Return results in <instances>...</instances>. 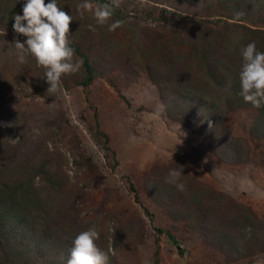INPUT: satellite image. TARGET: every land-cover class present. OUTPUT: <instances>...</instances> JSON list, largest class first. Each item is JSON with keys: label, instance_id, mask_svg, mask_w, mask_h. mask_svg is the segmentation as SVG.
<instances>
[{"label": "rangeland", "instance_id": "374dc122", "mask_svg": "<svg viewBox=\"0 0 264 264\" xmlns=\"http://www.w3.org/2000/svg\"><path fill=\"white\" fill-rule=\"evenodd\" d=\"M57 2L73 18V62L83 66L62 76L54 97L34 57L17 61L13 44L26 37L12 24L25 0H0L1 170L41 166L35 180L42 212L34 217L25 210L16 244L25 248L8 259L0 252V264H67L74 237L93 226L110 264H264L259 240L239 242L238 254L224 242L245 209L258 219L255 232L264 240V128L255 123V107L231 105L222 79L238 71L237 60L233 69L230 61L240 35L234 25L264 30V9L237 22L215 0H122L108 24H123L109 31L77 8L84 0ZM207 26L223 28L230 39L216 55L222 80L202 90L217 101L221 119L205 124L203 110L188 117L174 91L182 85L162 83L160 92L149 77L168 55L195 62L191 46L210 40L197 32ZM171 28L179 32L173 36ZM181 168L183 191L168 182L169 171Z\"/></svg>", "mask_w": 264, "mask_h": 264}, {"label": "trees", "instance_id": "16d2710c", "mask_svg": "<svg viewBox=\"0 0 264 264\" xmlns=\"http://www.w3.org/2000/svg\"><path fill=\"white\" fill-rule=\"evenodd\" d=\"M89 1L94 2L95 0ZM97 1L99 4L108 3L106 0ZM215 4H218L216 6H219L220 10L224 11V13L231 12L230 18L237 20V22H241L242 15L252 12V10L259 11L264 9V0H215ZM260 15L261 13L259 11V16ZM263 16L264 14H262L261 19L264 21ZM257 23H261L259 22V17ZM234 26L235 28L239 29L240 35L234 40L236 44L235 47H232L234 54L230 61L231 69H233L232 66H234V59L237 60L238 71L227 80L226 78H222L225 83L227 82V84L224 82L223 84L227 85L229 90L231 88L229 93L230 96L227 98V100H230L231 105L233 103L235 106H253L251 103H246L240 95L239 71L242 64L240 48L242 45H246L249 42L255 41L257 49L264 52V38L261 35L264 34V30L261 29V26ZM205 28H207V30H205ZM209 28L210 27L207 26L203 28L201 27L199 30H197V32L201 33L199 36L200 40H203L204 37H210V40L208 38L206 43L193 44V46H191L190 55L197 59L195 62H189V64H186L185 61L187 59H185V61H181V59L176 58L173 54L168 55L166 57V63L164 65L159 64V66L154 70L152 76L149 77L151 81L159 88L162 83L165 84L168 82L182 85L180 88L174 89V91L181 95L182 99L180 102L184 104L183 107H188V109H186L189 113L188 117H193L197 111L203 110L201 117L205 124H208L212 121L216 122L217 120L221 119V115L216 113L217 101L202 90L204 88H210L209 84L215 83L217 79L222 80V71L225 68L220 65L221 62H219L216 55L220 51V48H225L230 39V37L227 38L228 31L224 32L223 28L217 27L216 30L213 29L215 30L214 32H210ZM202 29L205 31V33L200 31ZM170 30L173 36L179 32V29L177 28H171ZM211 35H213L212 38ZM212 46L214 48H212ZM235 52H237L236 55ZM83 59L86 65V58L84 56ZM181 65L184 66L182 69L176 72L177 69L181 67ZM194 65L196 67V72L191 71ZM193 73L196 75L193 76ZM224 73L228 75L227 70H225ZM165 75L167 76L162 79V77ZM215 85L216 84H213V86ZM199 89H201V91ZM159 90L162 92L161 88ZM221 100L222 99H220L219 102H221ZM231 105H228V107H231ZM256 109L258 110V114L255 118V123L259 127L264 128V107ZM96 133L98 135L100 134L97 129ZM2 157L3 153H0V160ZM5 165L6 164L0 162V171H3L1 168H3ZM31 169L32 170L25 168L24 170L22 166L19 171H16V173L10 174L9 172L3 171L0 174V241L3 242L1 243L2 245H6L7 247V250L5 251L0 248V252L6 259L11 257L14 251L25 248L24 245H22V248H20L21 246L18 247L16 245L22 243L20 231L22 227L27 224V215L24 213L25 210L33 211L34 217L41 213L42 217V212L38 207L39 201L36 199L39 186L36 184L35 180V178L38 177L35 175V173H38V170H41V166H36ZM191 196L192 200H194L195 195L192 194ZM211 224L213 225V223ZM232 225L236 229L235 232L227 234V239L225 240L222 238V240L224 239L225 245L231 248V251L234 254H238V250L241 249V244L239 242L242 244H249L252 241L255 242L259 240V243L264 245V240H261L258 237V234L255 232L259 228V221L255 216H250L246 209L245 211L241 210V212L238 213ZM219 234L222 236L225 235L223 232ZM34 250L36 251V249ZM18 253L20 255L21 250H19ZM8 264H10V262Z\"/></svg>", "mask_w": 264, "mask_h": 264}, {"label": "clouds", "instance_id": "9594fccd", "mask_svg": "<svg viewBox=\"0 0 264 264\" xmlns=\"http://www.w3.org/2000/svg\"><path fill=\"white\" fill-rule=\"evenodd\" d=\"M121 3L122 0H111V4L94 6L89 0H84L77 8L92 12L98 25H108L109 31H115L123 22L108 24V21ZM72 20V16L58 6L57 0H49L47 3L45 0H25L22 15L14 16V32L26 37L24 42L16 40L13 44L17 61L25 64L27 56L34 57L36 64L45 70L43 78L48 84L46 91L50 96L55 97L61 90L62 76L75 74L83 66L82 60L73 62L75 53L69 40ZM89 28L95 31L92 25ZM0 35L4 36L5 32ZM240 55V95L253 107H264V52L259 51L255 41H252L240 48ZM181 175L182 168L171 169L168 182L183 191L184 184L178 183ZM99 238L100 233L94 226L79 232L72 240L67 264H110L109 252L102 250L96 243Z\"/></svg>", "mask_w": 264, "mask_h": 264}]
</instances>
